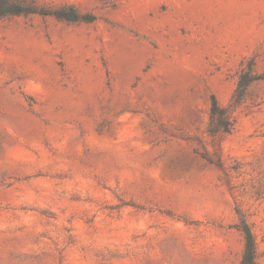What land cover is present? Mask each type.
I'll return each instance as SVG.
<instances>
[{
    "label": "rangeland",
    "instance_id": "obj_1",
    "mask_svg": "<svg viewBox=\"0 0 264 264\" xmlns=\"http://www.w3.org/2000/svg\"><path fill=\"white\" fill-rule=\"evenodd\" d=\"M23 1L89 20L0 18V264H264V0Z\"/></svg>",
    "mask_w": 264,
    "mask_h": 264
},
{
    "label": "trees",
    "instance_id": "obj_2",
    "mask_svg": "<svg viewBox=\"0 0 264 264\" xmlns=\"http://www.w3.org/2000/svg\"><path fill=\"white\" fill-rule=\"evenodd\" d=\"M22 14H41L72 21L89 20L78 14L73 7H63L58 11H48L39 8L34 3H28L23 0H0V18ZM217 112L222 115L224 113L216 98H214L213 113L216 114ZM242 230L245 235V248L239 264H257L258 255L254 235L247 224L242 226Z\"/></svg>",
    "mask_w": 264,
    "mask_h": 264
}]
</instances>
